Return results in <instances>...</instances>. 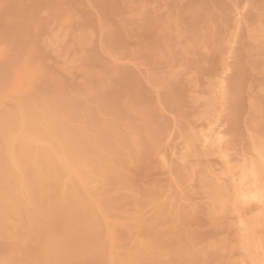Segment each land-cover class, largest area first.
<instances>
[{
	"label": "rangeland",
	"instance_id": "rangeland-1",
	"mask_svg": "<svg viewBox=\"0 0 264 264\" xmlns=\"http://www.w3.org/2000/svg\"><path fill=\"white\" fill-rule=\"evenodd\" d=\"M2 1L0 10L12 0ZM50 1L35 9L37 20L24 44L0 37V107L16 96L25 98L40 87L48 92L54 86L77 91L78 100L82 97L86 98L83 102H88L83 92L92 86L90 76L113 83L122 70L135 73L153 110L152 115L138 114L139 118L132 103L124 106L126 117L121 119L120 132H126L129 138L133 133L131 139L135 142L150 141L151 149L146 152L138 145L136 157L131 153L134 158L131 156L130 160L138 159L128 166V172L135 173L131 177L136 179L132 184L135 191L133 187L126 191L112 188L110 193L118 191V197L129 199L134 191L144 200L143 196L147 198L149 192L153 198L148 197L149 202L145 199L141 208L113 202L108 212L105 209L103 230L108 232L113 249L112 264H152L151 258H140L137 252L136 218L141 215L152 222L157 206L165 208L167 221H153L152 226L159 228L157 225L161 223V231L177 227L203 263L264 264V135L257 134L250 125L264 118V44L248 60L241 48L254 35L251 30L260 25L250 27L248 33L242 24L237 26L234 11L228 12V22H215L217 26L206 18L203 34L221 43L216 47V64L204 63L198 71L191 64L193 56L186 48L189 34L178 15L182 10L200 7L194 0L193 4L190 0ZM100 2H104L106 12L99 7ZM24 4L26 8L35 7L30 0ZM147 17L156 22L153 29L156 31L151 29V33H156L154 38L163 47L152 57L139 48L140 36L145 32L138 28ZM129 22L138 28L126 29V45L120 48L116 45L115 33L120 29L117 26L123 29L124 23ZM202 51L211 56L209 48ZM93 56L98 58L97 64L89 66L87 61ZM249 60L254 62L253 70L247 71L242 87L234 90L235 70L246 66ZM170 84L174 85L175 93L171 89L169 94L174 93L172 97L179 101V106L171 109L161 101L168 95ZM128 99L126 102H130ZM236 100H240L242 109L239 123L233 129L229 120ZM256 102L263 104L261 111H254ZM87 107L94 108L90 100ZM104 119L108 120L106 116ZM147 131L155 133L149 136ZM96 184L93 190L98 193L111 187ZM110 193L107 191L105 198L108 194L107 198L113 197ZM188 237L196 239L191 241ZM160 259L163 264H175L171 256Z\"/></svg>",
	"mask_w": 264,
	"mask_h": 264
},
{
	"label": "bare ground",
	"instance_id": "bare-ground-1",
	"mask_svg": "<svg viewBox=\"0 0 264 264\" xmlns=\"http://www.w3.org/2000/svg\"><path fill=\"white\" fill-rule=\"evenodd\" d=\"M25 1L28 0H12L0 10V37L2 39L17 41L22 45L30 37L32 25L37 20L35 9L47 0H30L34 2V8H26ZM228 1L230 4L227 5ZM194 2H198L200 7L182 10L178 15L182 26L189 34L186 48L193 56L191 64L196 70H202L204 63L213 66L216 64V47L221 43L218 39L209 40L208 36L203 34V23L207 22L206 18L212 24L226 23L228 12L234 11L237 26L242 24L243 29L248 33L250 27L259 24V27L251 30L254 35L250 36L246 43L241 44V48L247 60L251 59L252 52H255L257 48H262L264 44V0H227L226 4H223L225 0L223 2L194 0ZM191 3L193 4V1ZM240 6L242 8H239ZM99 7L101 10L106 9L104 2H100ZM219 13L223 17L219 16ZM125 23L123 29L117 26L120 29L118 33H115L118 36L115 42L119 47L125 44L126 37H128H125L126 29L128 27L138 28L132 27L136 24L132 23L131 26L130 22L127 23L128 25ZM216 23L211 25L217 26ZM155 24V21L152 22L147 17L138 28L142 33L145 32L140 36L139 48L149 57L163 48L159 44L160 41L154 38L156 33L152 34L156 31V29L153 31ZM216 37L218 36H214ZM204 48H209L211 56H207L202 51ZM93 57L87 61L89 66L95 65L98 59ZM245 65L235 70L234 90L242 87L241 84L248 70L250 68L253 70L254 62L249 60ZM128 72L121 70L118 74L119 78L113 79L114 82L111 80L113 83L103 82L95 75V77L90 76L89 81L91 82L92 79V86L83 92L88 102H83L86 98L82 100V97L78 100L79 92L75 93L77 91L71 92V90L68 92L59 86H54L53 83L54 87H50L48 92L45 88H35L36 90L27 97H12L11 101L8 100L9 102L3 103L0 107V264L113 263V249L109 244V234L105 228L103 230L105 209L108 212L111 209L108 210V207L113 202H120L124 206L125 203L132 204L141 208L145 204H143L144 200L151 197L149 192L147 196L149 198L143 196L144 200L138 197L140 194H135L134 185H132L136 180H132V175L135 173L128 172L131 161H138V159L135 160L136 158L130 160L131 153H136L138 145L147 152L149 148L151 149V143L149 144L150 141L144 139L135 142L132 140L134 139L133 133L129 138L125 131H122L125 133L120 132L122 127L120 123H123L121 119L126 117L124 116L125 103L126 105L132 103L137 108V111L135 110L137 117L139 115L144 117L141 113L153 114L151 102L149 103L150 100L147 101L146 97L144 98L140 88L141 84L139 85L135 73L132 72L133 75H131ZM173 86L171 84L168 86V95L161 100L163 106L169 109L179 106V101L172 97L175 93ZM76 87L78 88L77 85ZM171 89L173 94H169L172 92ZM72 93H75L74 96L78 94L79 97L77 98V95L74 97ZM127 99L130 102H126ZM89 100L94 108L87 107ZM262 105L261 102H256L254 111H261ZM232 107L233 112L229 122L231 128L234 129L240 120V100H236ZM105 116L108 120L104 119ZM155 116L153 115V118ZM133 123L135 124L134 120ZM136 123L137 126L139 123ZM250 125L257 134L264 135V118L254 120ZM149 132L147 133L149 136L154 135V131L152 134ZM140 146L139 149H141ZM134 155L136 157V154ZM137 158H139L138 155ZM96 183L100 186L110 185L111 187L104 191H102L103 188L102 190L98 188L102 191L98 193L95 192L97 189L93 190ZM112 188L114 191L117 188L132 189L134 190L132 196L134 192L135 197L129 196V199H126L125 196H121L120 198L117 196L118 191L113 192L117 193L114 196L110 193ZM107 191L113 197L107 198L108 194L105 198L104 194ZM163 208L157 206V209H154L156 210L154 222L167 221V211ZM136 221L139 232L137 238L140 240L137 239L136 247L140 258L148 256L152 259V264H163L160 259L162 256H171L175 259V264H205L200 259L201 257L194 253L187 239L180 236L177 227L172 226L171 229H166L167 231H161L163 229L161 223L157 225L160 226L157 228L156 225L152 226L153 221H146L141 215H138ZM191 238L196 239V237ZM191 238L188 237L189 240Z\"/></svg>",
	"mask_w": 264,
	"mask_h": 264
}]
</instances>
